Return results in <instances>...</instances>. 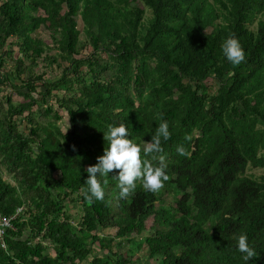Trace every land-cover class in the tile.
Returning <instances> with one entry per match:
<instances>
[{
    "label": "trees",
    "instance_id": "1",
    "mask_svg": "<svg viewBox=\"0 0 264 264\" xmlns=\"http://www.w3.org/2000/svg\"><path fill=\"white\" fill-rule=\"evenodd\" d=\"M229 36L238 65L222 52ZM40 61L61 72H37ZM161 120L171 135L145 158L164 156V186L138 179L123 199L114 169L98 177L104 199L88 200L84 169L107 126L124 123L143 149ZM249 167L264 168V0H0V216L13 215L0 264H139L143 244L159 264H264V171ZM241 234L257 252L248 261Z\"/></svg>",
    "mask_w": 264,
    "mask_h": 264
},
{
    "label": "clouds",
    "instance_id": "2",
    "mask_svg": "<svg viewBox=\"0 0 264 264\" xmlns=\"http://www.w3.org/2000/svg\"><path fill=\"white\" fill-rule=\"evenodd\" d=\"M222 52L233 65L245 60V51L235 36H229L224 40ZM103 133L105 140L108 141L107 147H104L102 154L96 157L95 163L84 169L88 173L84 182L87 185L85 194L88 200L104 199L105 190L98 177H107L114 169L118 170L115 176L118 180L119 196L123 199L133 194L138 179L146 191L156 192L164 186L165 181L169 179L164 156L159 157L158 165H153L145 156L162 152L161 140H167L171 135L167 120H161L151 141L145 144L143 149L130 138L129 129L124 123L109 124L107 131ZM185 139L191 140V136L186 134ZM176 151L185 157L191 155L183 144L177 145ZM104 183H107L106 179ZM237 248L244 254L242 257L244 261L257 256L256 250L249 245L246 234L238 237Z\"/></svg>",
    "mask_w": 264,
    "mask_h": 264
},
{
    "label": "rangeland",
    "instance_id": "3",
    "mask_svg": "<svg viewBox=\"0 0 264 264\" xmlns=\"http://www.w3.org/2000/svg\"><path fill=\"white\" fill-rule=\"evenodd\" d=\"M140 4V3H139ZM150 16V12L149 10H146L145 11V15H144V19H147L148 17ZM259 16V15H257ZM79 27H81V23L78 24ZM255 26V21L252 23V27ZM36 34L38 36H40L43 40L45 41H49L50 40V37L48 35V33L43 29V26L41 25L40 28L36 31ZM80 38H83V34L81 33L80 34ZM16 46H12V48L15 49ZM50 53H53L55 52L56 50H53V48H51V50H49ZM90 51V47L87 46L86 49H84L82 52L83 53H87ZM9 64H11L12 62L11 61H8ZM39 65H40V68L37 70V72H41L42 70H46V64L42 61L39 62ZM53 67L54 69L52 70H46V75L49 76V77H53L56 73H60L61 72V67H58L56 64H53ZM206 83L208 84H212V90L215 89L216 85L213 84L212 80L211 79H208L206 81ZM14 96V101H19V100H22V97L19 95V94H16L14 93L13 94ZM54 106L56 107V104L54 103ZM61 114H62V118L60 119V121H58V125L60 127V129H62L63 131H65L67 128H68V116L66 115L65 111H61ZM264 171V168L262 167H255V168H247L246 172L247 173H250V174H253V175H256V176H259L260 174H262ZM3 174L5 176V179L9 182H13L12 178L8 175H6V173L3 171ZM172 196L170 194H166L163 196L164 198V202L166 203H169L171 204L173 202ZM68 210L71 214H73L75 217H74V220H72L73 223H76V221L78 220V216L80 214V205L79 203H68ZM99 234H102L106 237H110L111 240H112V244L116 241L115 237L113 236L114 235V229L113 228H106V229H103V230H100L98 232ZM148 235V232L146 231H143L141 232L139 235L135 236V240H141L143 239L145 236ZM43 243L48 247L47 248V251L51 254H54L53 252V249L51 247V243L49 242V240H44ZM124 244H122L121 246H119L117 248V250H119L120 252H124L125 249H126V245H125V242H123ZM94 247V248H98L97 246V243H94V244H90L89 247ZM146 249H145V246L144 244L142 245V248L140 249V251L138 252L139 254V258H140V263L139 264H159V260L158 258L156 257H153V258H149L146 256ZM85 261H81L79 262V264H84Z\"/></svg>",
    "mask_w": 264,
    "mask_h": 264
},
{
    "label": "built area",
    "instance_id": "4",
    "mask_svg": "<svg viewBox=\"0 0 264 264\" xmlns=\"http://www.w3.org/2000/svg\"><path fill=\"white\" fill-rule=\"evenodd\" d=\"M12 216H9V217L0 216V245L1 247H5V244L3 242L4 230L7 227H12V224H11V219L13 218Z\"/></svg>",
    "mask_w": 264,
    "mask_h": 264
}]
</instances>
